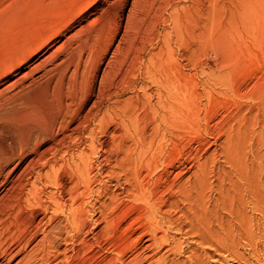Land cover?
I'll return each instance as SVG.
<instances>
[{"label":"rangeland","instance_id":"1","mask_svg":"<svg viewBox=\"0 0 264 264\" xmlns=\"http://www.w3.org/2000/svg\"><path fill=\"white\" fill-rule=\"evenodd\" d=\"M84 1L0 0V91L15 83L7 90L9 95L4 94L7 99L2 95L1 100L0 96V108L9 103L7 100L15 92L31 90L44 80L45 77L38 79L43 70L21 78L67 38L81 28L103 26L109 31L106 38L111 46L98 76L118 45L128 58L139 54V62H147L151 54L163 48L167 55L163 56L162 69L170 75L174 71L182 85L183 90L177 94L183 114L174 123L160 124V133L150 150L144 141V136L149 141L151 133L149 116H145L147 95L142 94L144 89L149 94L153 86L137 82L133 88L119 87L118 97L110 102H129L140 96L131 116L126 118L128 133L121 138L125 142L123 148L131 149L134 166L116 165L120 159H112L118 151L121 130L112 135L114 142L111 135L97 137L91 148L89 142L76 140L71 165L85 169L87 178L70 191L78 194L84 204V227L71 221L66 224L65 215L55 213L42 188L40 201L49 207L44 212L38 209L34 220L41 230L34 237L30 228L21 232V228L12 226L6 231L0 222V264H108L114 258L118 259L117 264H129L150 255L142 264H160L166 257H188L187 251H193L191 246L198 239V234L190 230L192 227L218 224L223 226L221 233L227 239L230 235L225 232L233 227L232 239L239 243L237 251L242 260L230 259L239 258L230 244L228 252L232 256L221 247H215V254L210 257L197 250L203 259L209 264H264V0ZM110 19L116 32L108 25ZM63 30L45 48L36 51L30 63L10 74L6 72L7 59L27 48L28 56L37 41ZM82 40L77 38L69 44L75 48ZM64 50L60 49V53ZM53 63L54 59L44 69ZM137 72L138 69L128 74L127 81L136 79ZM32 78L38 82H32ZM151 104H155V98ZM85 148L89 168L76 156ZM155 150L158 159L152 155ZM107 153L111 154L110 163L101 168L102 155ZM59 154L49 158H59ZM30 159L0 185V205ZM15 161L0 174V181ZM47 169L39 171L35 167L32 172H25L24 178L33 182L38 174L40 181L45 182ZM40 181L34 183L39 189ZM134 181L143 183V193L134 191ZM64 184L67 189L73 186L69 181ZM51 189L48 187L47 191ZM51 216L53 223L62 227L59 234L53 235L57 243L49 246L44 240L37 244L42 231L50 225ZM144 222L158 229L157 236L166 233L172 246L182 254L166 252L164 245L154 251L145 249L149 236L119 253L120 235H130L129 240L134 241Z\"/></svg>","mask_w":264,"mask_h":264},{"label":"bare ground","instance_id":"2","mask_svg":"<svg viewBox=\"0 0 264 264\" xmlns=\"http://www.w3.org/2000/svg\"><path fill=\"white\" fill-rule=\"evenodd\" d=\"M87 3L88 0H85L84 4ZM108 25L115 32L117 31L112 19L109 20ZM66 29L68 30V28H64V30ZM64 30L51 32L52 34L49 35L47 40L40 39L41 42L37 41L39 44L36 42V46L30 49L28 56L26 55L29 50L27 48L14 55L12 59H7L6 72L10 74L13 69L30 63V58L45 48L53 36L61 35ZM108 32L107 29L100 26L93 30L92 27L89 29L81 28L74 35H71L65 42L61 43L59 48L51 52L47 58L31 68L21 78L23 79L33 72L37 73L43 70L38 79L45 77L44 80L31 90L15 92L14 96L7 100L9 103L0 108V131L3 132V135L0 136V174L4 173L8 166L16 160L14 166L6 172V177L0 181V185L7 182V176L18 169L28 157L31 158L18 175L15 184L12 185L10 194L0 205V222H2V227L6 231H10L12 226H16L18 230L21 228L19 230L21 232L30 228L33 231L31 236L34 237L41 230L39 223H36L34 219L38 209L44 212L49 207L47 203L40 201L42 188L45 191V198L47 197L50 204L54 205L55 213L65 215L66 224L71 221L80 228L84 227V204L78 200V194L73 195V192L70 191L74 187V189L78 188V183L85 181L87 178L85 169H82L80 165L74 164V167L71 165L74 158L72 153L76 148L73 145L76 140L89 142L88 146L91 148L90 145L94 144L97 137H109L111 135V141L114 142L112 135L121 130L118 135V139H120L118 151L113 154L112 159L114 161L120 159L119 162L116 161V165L121 163L134 166L135 159L131 157V149L123 148L125 142L121 138H124L128 133L126 118L131 116V110L135 107L134 103L140 99V96L138 95L136 99L129 102L120 100L110 102L113 98L118 97L117 90L119 87L122 89L133 88L137 82L142 86H145L146 83L153 86L149 94L145 91L147 89H144L142 94L143 96L147 95L145 116H149L148 124L151 133L148 135L149 141L146 142L145 136L144 141L150 150L153 149L152 146L160 133V124L165 121L174 123L179 116H182L181 101L179 94H177V91L181 92L183 90L182 85L179 79L177 80L174 71H171L170 75L162 69L163 56L167 55L165 51H162L163 48H159L156 54H151L147 62H139L141 58L139 54L131 55L128 58L127 55L121 52L120 45H118L112 52L110 61H107L105 68L101 71V75L98 76L104 59L110 51L111 43L106 38ZM77 38L83 40L82 43L78 42L79 44L74 48L69 43ZM62 48H65L63 54L60 53ZM53 59L56 63L45 70V65ZM136 69H138L136 79L127 81L128 77L126 76L128 74L132 75ZM32 80L34 83L38 82L37 79L32 78ZM13 85L0 91L1 100H4V94L8 93L7 90ZM133 92L135 93L136 90L134 89ZM7 97L5 98L7 99ZM154 98L155 104L152 105ZM163 138L161 137V141ZM40 148H42L41 151ZM87 148L80 150L76 156H79L83 165L89 168L90 158L88 159L86 153ZM58 153H60L59 158H49V155L55 156ZM67 155V159H64ZM152 155L158 159L157 150ZM153 156H151V159ZM108 157H111V154L102 155L101 163L103 165L101 168L108 166L110 163ZM35 167H39V171L48 168L44 173L45 182L40 181L41 178L38 174L34 176L33 182L24 178L25 172H32ZM37 181H40L41 189L34 185ZM66 181L72 182L73 186L67 189L64 184ZM134 183V191L135 189L140 193L145 191L143 183L140 181H134ZM48 187L52 189L47 191ZM27 211H29V214ZM23 215L24 217H22ZM48 220L50 225L42 231L41 239L37 244L44 240H47L49 246L52 243H57V238L53 235L59 234L62 227H58V224L53 223V216ZM143 225L140 228L143 230L137 234L134 241L129 240L130 235H120L119 242L122 246L118 249L119 253L125 247H135L144 236H149L150 243L145 249L154 251L164 245L167 247L166 252H171L173 255L175 253L176 255L182 254L181 250H177L176 247L172 246L166 233L157 236L158 229L155 226L152 227L147 222H144ZM199 227L195 226L190 229L198 234V239H196L197 243L191 246L193 251H187L188 257H184L185 259H168L166 257L164 262L160 264H209L197 250L208 254V257H210L215 254V247H221L228 252L229 244L234 254L239 255L237 251L239 243L232 239L234 237L232 232L235 231L232 229L233 227L225 232L228 233L227 236L230 235L228 239L223 237L221 233L224 231L221 224H218L217 227ZM248 227L250 226L241 229L245 230ZM236 229L237 232L241 231L243 233L242 230H239L240 228ZM204 245L207 248L200 247ZM153 253L155 254V252ZM228 255L230 257V252H228ZM151 256H145L140 258L137 263L129 264H142ZM230 259L239 262L242 260V256L239 255V258L233 256ZM217 260L222 261L221 259ZM225 260L223 259V261ZM117 263L118 259L114 258L108 264Z\"/></svg>","mask_w":264,"mask_h":264}]
</instances>
